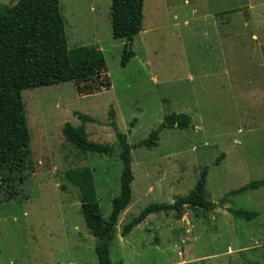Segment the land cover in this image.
Returning <instances> with one entry per match:
<instances>
[{
  "label": "rangeland",
  "instance_id": "rangeland-1",
  "mask_svg": "<svg viewBox=\"0 0 264 264\" xmlns=\"http://www.w3.org/2000/svg\"><path fill=\"white\" fill-rule=\"evenodd\" d=\"M59 11L70 67L102 60L110 88L84 96L69 80L22 92L30 142L16 176L26 179L0 188V264H97L81 192L64 174L92 171L107 220L122 169L110 109L130 146L168 114L190 118L187 129L159 133L156 147L131 151L134 180L111 264H264V188L230 196L211 212L153 214L119 237L121 225L147 205L189 197L203 168L205 197L215 204L264 178V46L252 39L264 38V0H144L142 31L125 67L124 39L111 33V0H59ZM75 113L95 121L84 125L89 140L113 146L112 154L82 153L65 140V123L81 125ZM227 209L257 217L246 221Z\"/></svg>",
  "mask_w": 264,
  "mask_h": 264
},
{
  "label": "trees",
  "instance_id": "trees-1",
  "mask_svg": "<svg viewBox=\"0 0 264 264\" xmlns=\"http://www.w3.org/2000/svg\"><path fill=\"white\" fill-rule=\"evenodd\" d=\"M143 2L144 0H111V33L115 39H124L121 67H125L134 58V52L127 48V43L131 47L135 36L142 31ZM103 71L100 59H89L75 69L70 67L59 0H19L15 5H0V188L10 187L13 183L21 184L26 179L25 176H16L24 171L30 142L22 92L74 80L79 95L99 93L110 88L109 79ZM74 116L81 125L73 127L65 123L62 128L65 140L73 148L82 153L105 156L113 153V146L89 140L84 125L95 123L92 118L78 113ZM108 119L120 150L118 158L122 169L119 194L112 200L107 220L103 219L95 198L92 171L85 167L69 169L64 174L67 182L81 192L80 213L86 228L95 239L97 264H111L110 246L117 238V222L128 207L134 180L131 151L136 147H156L159 133L163 130H184L190 124V118L185 114H168L146 140L130 146L126 135L116 127L113 109L108 111ZM223 157L222 154L217 158L216 165ZM206 177L207 168H203L194 192L187 198L175 197L169 203H152L144 207L121 225L119 237H127L153 214L173 212L181 216L188 209L211 212L223 207L230 196L264 188L263 178L229 192L215 204L205 197ZM9 194L14 196V190H10ZM227 212L246 221L257 217L254 212L230 209Z\"/></svg>",
  "mask_w": 264,
  "mask_h": 264
},
{
  "label": "crops",
  "instance_id": "crops-1",
  "mask_svg": "<svg viewBox=\"0 0 264 264\" xmlns=\"http://www.w3.org/2000/svg\"><path fill=\"white\" fill-rule=\"evenodd\" d=\"M255 42H258L257 47H260L261 45L264 46V41H262L264 38H252ZM140 226V225H139Z\"/></svg>",
  "mask_w": 264,
  "mask_h": 264
},
{
  "label": "water",
  "instance_id": "water-1",
  "mask_svg": "<svg viewBox=\"0 0 264 264\" xmlns=\"http://www.w3.org/2000/svg\"><path fill=\"white\" fill-rule=\"evenodd\" d=\"M127 48H128V49H130V48H131V47H130V43H127Z\"/></svg>",
  "mask_w": 264,
  "mask_h": 264
}]
</instances>
